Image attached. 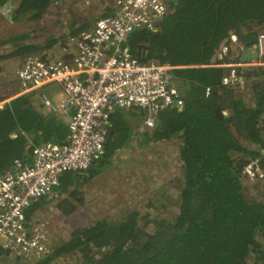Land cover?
Returning <instances> with one entry per match:
<instances>
[{"label":"trees","instance_id":"obj_1","mask_svg":"<svg viewBox=\"0 0 264 264\" xmlns=\"http://www.w3.org/2000/svg\"><path fill=\"white\" fill-rule=\"evenodd\" d=\"M8 1L0 0V7ZM54 1L17 0L9 10L10 17L13 21L39 20ZM107 13L102 11L97 18ZM91 26L84 23L74 28L72 23L65 37ZM156 26L155 31L131 32L127 44L144 61L174 66L172 74L182 98L162 105L155 125L141 132L133 131L128 121L129 116L141 113L116 108L111 113L104 155L87 170L63 173L53 188L71 194L58 205L70 214L75 209L70 200L75 197V181L92 179L108 168L110 159L127 148L132 136H140L142 145L175 138L180 175L176 182L161 187L167 194L176 192L177 211L172 219L141 216L137 210L95 219L74 228L33 264H53L76 254V264L264 262V201L246 196L241 177L250 160L257 159L264 170V67L234 68L245 82L247 79L246 90L238 84H224L227 69L210 62L223 38L242 41L244 35L264 30V0H170ZM48 43H13V50L0 54V62L53 45ZM227 51L217 63L238 62L239 53ZM31 96L23 93L0 106V173L16 158L30 162L41 143L65 142L66 117L41 112ZM9 97L0 95V101ZM217 108L226 114L217 115ZM47 195L26 210L28 219Z\"/></svg>","mask_w":264,"mask_h":264},{"label":"built area","instance_id":"obj_2","mask_svg":"<svg viewBox=\"0 0 264 264\" xmlns=\"http://www.w3.org/2000/svg\"><path fill=\"white\" fill-rule=\"evenodd\" d=\"M169 1L108 0L106 16L67 36L61 52L65 58L30 54L16 70L21 94L46 85L63 92L57 105L44 93L40 101L50 113L66 117L67 134L64 143H41L30 162L16 158L0 173V264H33L50 252L45 223L29 222L25 212L34 200L51 192L63 173L87 170L104 155L116 108L141 113L143 124L152 128L159 108L182 98L172 74L174 66L144 61L127 44L135 30H157ZM256 46L262 55L264 33H257ZM226 52L224 47L219 60ZM240 64L264 66V60ZM222 81L245 88L244 77L235 73ZM242 174L250 179L264 176L257 159L250 160Z\"/></svg>","mask_w":264,"mask_h":264},{"label":"rangeland","instance_id":"obj_3","mask_svg":"<svg viewBox=\"0 0 264 264\" xmlns=\"http://www.w3.org/2000/svg\"><path fill=\"white\" fill-rule=\"evenodd\" d=\"M107 1L55 0L41 19L13 21L10 17V9L16 5L17 0H9L0 7V54H7L13 50V43L45 46L52 41V46L32 54L60 57L62 46L67 38L65 36L70 32L69 26L72 23L74 28L84 23L91 26L94 19L106 10ZM261 32L264 33V30ZM23 34L26 35L23 36ZM16 36H19V39H15ZM4 40L9 41L3 43ZM234 41H227L226 46L230 50L232 48V53L236 54L239 52V42ZM28 55L30 54L14 56L0 62V95L1 97L10 96L0 101V105L21 94L15 72ZM48 90L49 88L46 87L30 92L32 102L44 113L49 111L41 104L42 93L48 95L55 105L58 104L60 95L64 96L63 92L57 88H54L52 93ZM246 90L244 95L248 101L249 95ZM134 115L128 117L133 131L141 132L149 128L143 124L141 114ZM141 140L140 136H132L127 148L110 159L112 163L108 168L92 179L84 181L81 177L77 180L78 182L75 181L72 192L75 193V197H70L75 209L70 214H66L58 207L62 204L63 198L71 195L68 192L58 193L53 188L47 196L41 198L42 203L31 212L28 221L39 220L45 223V230L50 238V250L66 239L68 233L74 228L87 225L95 219L115 217L132 210L139 211L141 216L145 214L155 218L169 216L168 218L172 219L178 207L177 195L175 191L167 194L161 186L176 182L180 175L178 141L171 138L165 142L142 145ZM241 177L246 196L264 201V176L260 179H250L243 176L241 171ZM261 239L264 242V236ZM77 260L76 254L58 258L53 264H76ZM249 260L251 259L249 258L247 262ZM20 263L22 262L19 261L16 264ZM2 264H9V262H2ZM248 264L252 262L249 261Z\"/></svg>","mask_w":264,"mask_h":264},{"label":"water","instance_id":"obj_4","mask_svg":"<svg viewBox=\"0 0 264 264\" xmlns=\"http://www.w3.org/2000/svg\"><path fill=\"white\" fill-rule=\"evenodd\" d=\"M256 38H257V33L256 32H252V33L246 34L243 37V39H242V41H243V49H242L241 57H240V61L241 62H246L247 60L257 58L258 50H257L256 42H255ZM227 41H228L227 37L223 38L221 40V42L219 43V45L217 46V48H215L214 53L211 56V60H210V62L212 64L216 62L218 54L224 48V46L227 43ZM252 42H254V46H252L253 45ZM251 43H252V45H250ZM252 47H253V50L251 49ZM216 113L219 116H222L224 114V112L221 111L220 108L216 109Z\"/></svg>","mask_w":264,"mask_h":264},{"label":"crops","instance_id":"obj_5","mask_svg":"<svg viewBox=\"0 0 264 264\" xmlns=\"http://www.w3.org/2000/svg\"><path fill=\"white\" fill-rule=\"evenodd\" d=\"M262 30H258V31H256V33H259V32H261ZM245 36V35H244ZM243 39V38H242ZM237 39H235V41H236ZM234 41V42H235ZM252 43H253V45H252ZM250 45H252V46H254V42H252ZM251 47V46H250ZM226 48V47H225ZM242 49H243V41H242V44H241V46H240V49H239V56H238V62L237 63H227V62H221V63H217V61L219 60V58L217 57V59H216V62H215V64H217L216 66H218V67H224V68H226L227 69V71L225 72V74H224V76H228L229 74H231V73H235V70H234V68H240V69H246V68H250L251 67V65L250 66H244V65H242V64H240V63H243V62H241L240 61V57H241V52H242ZM252 50H253V47L251 48ZM231 50H232V48H231ZM64 58V57H63ZM260 60H264V53L262 54V55H258L257 56V58H255V59H250V60H247L246 62H244V63H256V62H259ZM219 61H221V60H219ZM264 67V66H263ZM236 74V73H235ZM223 76V77H224ZM222 77V78H223ZM247 79H246V82H245V88L244 89H246L247 88ZM49 88V90H48V92H50V93H52V92H54V91H52L54 88H57V89H59L57 86H52V85H46V86H44V87H42L43 89H45V88ZM42 88H40V89H42ZM39 89V90H40ZM60 90V89H59Z\"/></svg>","mask_w":264,"mask_h":264},{"label":"flooded vegetation","instance_id":"obj_6","mask_svg":"<svg viewBox=\"0 0 264 264\" xmlns=\"http://www.w3.org/2000/svg\"><path fill=\"white\" fill-rule=\"evenodd\" d=\"M237 40L235 41V43H238L239 42V49H240V46H241V44H242V41H239V39L238 38H236ZM256 42V41H255ZM234 43V44H235ZM7 101V100H6ZM1 106V105H0ZM36 202V200H34L31 204H33V203H35Z\"/></svg>","mask_w":264,"mask_h":264},{"label":"clouds","instance_id":"obj_7","mask_svg":"<svg viewBox=\"0 0 264 264\" xmlns=\"http://www.w3.org/2000/svg\"><path fill=\"white\" fill-rule=\"evenodd\" d=\"M228 41H231V40H228ZM224 47H227L226 44H225ZM223 49H224V48H223ZM223 49H222V50H223ZM222 50H221V52H222ZM227 50H228V48H227ZM221 52H220V53H221ZM227 52H228V51H227ZM227 52H226V53H227ZM220 53H219V54H220ZM219 54H218V55H219ZM60 56H62V57H64V58L66 57L65 55H62V53H60ZM217 57H218V56H217ZM243 63H244V62H243ZM213 64L215 65V63H213ZM223 112H224V111H223ZM29 207H30V206H29Z\"/></svg>","mask_w":264,"mask_h":264}]
</instances>
